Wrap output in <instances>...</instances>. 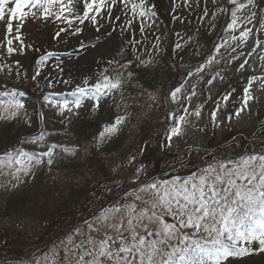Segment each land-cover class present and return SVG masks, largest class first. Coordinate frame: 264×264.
<instances>
[{"label":"rangeland","instance_id":"rangeland-1","mask_svg":"<svg viewBox=\"0 0 264 264\" xmlns=\"http://www.w3.org/2000/svg\"><path fill=\"white\" fill-rule=\"evenodd\" d=\"M148 3L154 4L157 15L167 20L168 30L161 24V18H157V15L150 20L134 18L122 4L119 7L104 9L101 14L104 18L97 16L96 26L86 20L84 24L74 21L72 27H69L64 19H44L38 14L37 18H26L19 32L15 31V27L20 22H13L14 31L7 39H12L11 46L15 51L8 54L5 25L0 23V66L3 67L0 71V87L7 85L4 91H21L30 80L35 81V85L39 87L34 99L26 94L20 97L25 103L30 126L27 123L19 128L20 122L17 121L10 134H14L16 130L18 133L13 141L1 150L0 155L13 146L20 147L19 141L38 135L44 128L45 140L40 144H31L30 148L22 146L25 151H30L33 145L35 153L46 151L53 144L69 147L73 143L72 140L69 141V135L83 118L89 117L104 127L113 123L118 115L127 114V120L119 127L118 132L99 146L107 166L115 172L108 184L110 190L107 191L110 196H120L119 199H122L126 191L131 192L135 184L139 183L134 181L133 173L141 165L147 167V173L142 179H149L155 176V172L163 171L167 166L171 167V159L176 156L184 158L188 164L198 165L202 162L209 163L213 157L229 155L226 158H235L251 152L250 149L258 151L259 148L255 146L264 144V89L260 87L261 81H255L252 85L251 93L255 99L249 102L248 109L241 112L238 118L233 117L231 121L226 117L235 108L240 107L243 88L247 86L249 78L264 77V61L260 59L261 55H264V29L260 28L259 9L249 7L238 13L241 17L247 16L250 11L258 13L252 24L238 25L237 30L231 33L239 36L244 26L252 28L253 35L249 36L246 43H241L239 40L232 41L229 31H226L230 14L219 11L220 8L232 7L226 0H217L215 4L212 0H207V3L205 0H188V4H185L184 0H148ZM205 7L208 10L207 16H204ZM76 10L82 13V4ZM108 11L112 13L111 18L106 15ZM72 15L73 13H64L69 19ZM116 16L120 19L115 20ZM174 16L177 19H173ZM129 20H132L131 26L128 25ZM142 23L145 29L143 33L140 31ZM96 27H99V31H96ZM76 28L82 31L73 35ZM61 29L66 31L61 32ZM128 30L130 41L139 43H130V47L137 53V60L130 66L127 64V69L134 73V77L122 90L127 93L121 95L114 92L102 98L98 109L95 110L93 105L96 102L85 98L79 109H73V112L78 113L75 115L67 111L60 115L57 108L46 104L43 100L45 95L55 94L51 99L57 101L72 100L74 97L69 94L77 87H84L85 80L88 86H91L100 79L102 73L108 75L107 69L110 66L118 69L122 53L128 45ZM58 32L59 36L56 35ZM17 35L20 40L15 39ZM206 37L210 38L207 40ZM225 40L228 41L227 47L221 48L220 54H217L216 46L224 44ZM257 40L260 41L259 47H256ZM177 44L180 45L179 48L176 47ZM254 47L256 51L249 56L248 53L252 52ZM233 48L236 49L235 52L232 51ZM48 53L53 55L43 64L37 65L39 58L47 56ZM210 56H215L219 62L207 65L206 61ZM232 57L239 58L228 63ZM245 59L248 63L244 69L237 71ZM109 61L118 63L110 65ZM141 61L151 63L145 65L141 64ZM201 65H204V70L198 73L196 69ZM37 68L40 74L33 80ZM127 69L120 70L125 77ZM140 69L145 72L142 78L135 72ZM189 72L192 75H188ZM213 76H216V79L209 85L207 80ZM220 76L224 79L221 80ZM49 81L51 87L48 86ZM181 84H184L181 99L173 102L170 92ZM193 85L196 95L190 101L184 100L183 97L192 92ZM128 88L136 91L131 93ZM233 89L235 91H232ZM227 92H232V96L225 106L222 96ZM149 93L155 99H150ZM0 98L7 99L2 95ZM217 101H221V111L217 113L218 121L214 124L210 113L216 109ZM134 104L139 107L138 110L134 109ZM198 106H202L199 118L190 114ZM184 107L188 108L189 114L184 113ZM170 113L176 117L187 115L189 123L183 126L182 135L172 138L169 146L167 132L174 124ZM231 152L232 154H229ZM81 157L80 150L72 156L57 147L52 157V165H48L45 158V162L33 170L34 175L21 178L23 182L17 183L10 176H0V185H5L0 187V251L23 250L30 245L41 246V239L48 230L42 227L34 216L31 217L24 211L30 207L41 209L46 201L53 200L54 203L55 199H58L56 202L59 204L62 199L52 193L48 196L37 195L34 187L40 178L53 177L56 179L53 190L67 188V181L62 175L68 171L66 167L73 163V159ZM131 157H135V160L129 163ZM182 172L177 173L182 175ZM9 181L16 186L11 187ZM125 182H130L129 188L122 185ZM24 193L30 195L27 203L16 204L7 212L8 199ZM225 264H264V252L243 258H229Z\"/></svg>","mask_w":264,"mask_h":264},{"label":"snow or ice","instance_id":"snow-or-ice-1","mask_svg":"<svg viewBox=\"0 0 264 264\" xmlns=\"http://www.w3.org/2000/svg\"><path fill=\"white\" fill-rule=\"evenodd\" d=\"M231 8H220L221 13L230 14V22L227 23L226 31L230 33L232 41L239 40L246 43L249 36L253 35V29L243 27L239 36L234 33L238 25L252 24L257 18V11H250L245 17L238 15L242 10L251 7L259 9L260 28L264 29V0H226ZM188 4V0H184ZM207 3V0H205ZM217 3V0H212ZM83 6L82 13L77 11L79 5ZM122 4L128 9L134 18L150 20L156 16L155 5L149 4L148 0H0V23L5 25L6 39L14 31V21L20 23L15 27L19 32L23 21L28 18L39 16L47 19L55 17L57 20L64 19L69 27L74 21L84 24L90 20L94 26L98 24L97 16H101L104 9L119 7ZM28 9V11H25ZM35 9V11H33ZM174 10V9H173ZM73 13L72 18L64 16V13ZM107 17L111 18L112 13L108 11ZM127 15V12L125 13ZM208 15L205 7L204 16ZM215 16V13L213 14ZM120 17L116 16L115 20ZM173 19H177L175 16ZM132 20L128 21L131 26ZM144 24H141L140 31L144 32ZM61 32L66 29H61ZM76 28L73 35L81 32ZM99 31V27H96ZM59 32L56 34L59 36ZM20 40V36H15ZM159 39V38H157ZM12 39H7V52L12 54L15 49L11 46ZM23 42L21 41V44ZM139 43V41H130ZM228 41L217 45L215 52L220 54L221 48H226ZM260 41H256V47ZM180 47L179 44L176 45ZM256 47L249 52L256 51ZM236 51L235 48L232 49ZM53 53L41 56L36 62L43 64ZM229 55H231L229 53ZM243 55V53H241ZM232 57L228 60L231 63ZM260 59L264 61V55ZM218 63L215 56H210L206 64ZM19 64V62H16ZM110 65L118 63L109 61ZM131 63V62H129ZM151 61H141L147 65ZM248 60L240 64L237 71L244 69ZM127 65H119L118 69L112 71L115 75L101 74L100 79L93 85L88 86L85 80L84 87H77L71 95L72 100H53L49 94L43 97L46 104L58 109L63 115L65 111L73 112L79 109L85 98L96 103L93 110L98 109L102 98H106L114 92L123 94L125 85L134 77L129 71L127 76L119 69H126ZM3 67L0 66V71ZM204 65L196 71L202 72ZM19 74V73H18ZM40 74L37 68L33 80ZM188 75H192L191 72ZM219 76V73L216 74ZM216 79L213 76L207 80L210 85ZM223 80L224 77L220 76ZM261 81L260 87L264 89V77L252 76L248 84L243 88L241 105L226 117L229 121L233 117L238 118L241 112L248 109V104L255 97L251 93L255 81ZM68 83V81H64ZM49 87L52 86L49 81ZM184 84L176 87L170 92L173 102L181 99L180 94ZM192 92L183 99L190 101L196 95L195 86ZM232 91H235L233 89ZM0 95L7 97L0 100V121H10L19 118L22 114L27 115L25 103L20 97L25 93L16 89L0 92ZM150 99L155 97L149 93ZM232 92L222 96V102L226 106ZM202 106H198L191 115L197 118L201 115ZM185 114L188 108L184 107ZM221 111V101L216 102V109L210 113L211 121L216 124L217 113ZM174 124L167 132V140L170 142L173 137L182 135L183 126L188 124L187 115L176 117L170 113ZM43 115L41 114V121ZM127 120V114L118 115L115 121L106 124L98 136L94 138L96 146L99 147L112 136H114L121 125ZM29 123V121H25ZM46 133L41 131L38 135L26 137L20 144H40L45 140ZM61 147L65 153L75 156L78 149L65 146L51 145L46 151L34 153L25 151L22 147L13 146L0 155V176H10L12 180L21 183L22 177L34 175V169L45 162L48 165L53 163L54 150ZM86 151V149H85ZM143 149H141V154ZM135 157L129 159L132 163ZM181 162V167H183ZM147 173V167L139 166L133 173L135 184L131 192H125L122 199L99 208L93 213L90 219H85L83 225L75 226L66 233L58 243L48 248L34 264H225L229 258H243L253 253L264 252V145L261 150L240 154L235 158L218 159L213 157L206 167L191 171L188 175H172L169 178L152 177L142 179ZM15 187L16 184H11ZM5 185H0L3 187ZM105 190H110L107 185ZM170 218V219H169ZM258 243L259 247L253 249L251 245Z\"/></svg>","mask_w":264,"mask_h":264},{"label":"trees","instance_id":"trees-1","mask_svg":"<svg viewBox=\"0 0 264 264\" xmlns=\"http://www.w3.org/2000/svg\"><path fill=\"white\" fill-rule=\"evenodd\" d=\"M128 53L130 57V49ZM31 84L34 85V83L29 84L28 93L32 88ZM19 120L21 121V127L25 124L27 115L22 114L19 118L10 121H0V154L1 150L10 144L14 136L17 135V130L12 135L10 132ZM92 126L89 120H82L69 141L72 140L76 144L85 142L86 144L89 137L86 134V130ZM93 132L94 129L91 133ZM81 135L83 136V141ZM31 144L24 143L21 146L29 147ZM86 147L87 153L84 158L82 160L73 159V163L66 167L68 171L62 175L67 181V188L53 190V184L56 181L53 177L40 178L34 187L37 195L48 196V194L52 193V195H58L62 199L59 204L56 202L58 199H55L54 203H52L53 200L51 202L46 201L41 209L30 207L24 211L27 215L34 216L39 220L42 227L48 230L41 239V246L30 245L23 250H2L0 251V264H34V261L38 260L54 243H58L66 233L77 225L82 226L85 219H90L94 212L104 207L107 202H110L111 197L109 192L104 191V186L112 180V175L115 172L107 166V161L100 156L95 146L90 145L89 147L86 144ZM197 169L198 167H195L191 171ZM29 199L30 195L28 193L9 198L6 202V211L8 212L16 204L25 205ZM251 247L256 249L259 245L254 242ZM255 254L253 253L252 255Z\"/></svg>","mask_w":264,"mask_h":264},{"label":"bare ground","instance_id":"bare-ground-1","mask_svg":"<svg viewBox=\"0 0 264 264\" xmlns=\"http://www.w3.org/2000/svg\"><path fill=\"white\" fill-rule=\"evenodd\" d=\"M186 163H188V162H186Z\"/></svg>","mask_w":264,"mask_h":264}]
</instances>
